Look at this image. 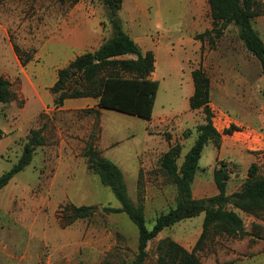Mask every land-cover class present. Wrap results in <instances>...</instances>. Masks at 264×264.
Wrapping results in <instances>:
<instances>
[{
	"label": "rangeland",
	"instance_id": "obj_1",
	"mask_svg": "<svg viewBox=\"0 0 264 264\" xmlns=\"http://www.w3.org/2000/svg\"><path fill=\"white\" fill-rule=\"evenodd\" d=\"M264 5V0H258ZM72 0H0V76L10 83L14 99L0 104V176L15 165L31 130H42L44 145L32 162L0 190V264H130L137 252L138 232L119 208L109 188L86 169L85 144L93 141L101 155L123 172L134 204L143 200L146 227L175 207L176 190L159 170V159L169 146L180 145L184 155L205 122L201 109L190 111L191 73L201 69L210 80V111L215 129L229 130V122H249L245 108L252 104L253 121L264 122V76L259 62L244 48L235 26L229 25L213 44L195 39L212 28L207 0H122L120 22L141 49L155 53L160 82L154 117H139L102 110L98 117L85 110L96 101L73 99L63 110L53 103L49 87L54 69L66 64L61 47L53 42L64 10ZM100 30L101 43L111 36L107 9L100 0H82ZM139 8V9H138ZM144 9V12L139 10ZM264 41V14L252 21ZM22 59L21 65L13 46ZM12 49V53H11ZM39 53V55H38ZM124 58H134L125 56ZM22 72L29 83L22 79ZM30 83L35 84L33 93ZM75 107L71 104H83ZM248 104V105H247ZM249 119V117L247 118ZM225 130V131H226ZM217 148V147H216ZM215 145L204 147L192 183L195 197L214 193ZM238 175L237 177H240ZM200 185L204 188L201 189ZM234 186L235 185H232ZM233 187V188H234ZM229 193V192H228ZM66 205L91 206L89 219L64 226L60 210ZM245 231L260 233L243 239L216 237L197 255L202 264H264V216L238 212ZM204 215L183 220L161 231L149 242L145 264H155L156 245L170 238L190 251L201 234Z\"/></svg>",
	"mask_w": 264,
	"mask_h": 264
},
{
	"label": "trees",
	"instance_id": "obj_2",
	"mask_svg": "<svg viewBox=\"0 0 264 264\" xmlns=\"http://www.w3.org/2000/svg\"><path fill=\"white\" fill-rule=\"evenodd\" d=\"M107 9V22L111 36L96 50L77 56L66 67L58 70L57 80L49 89L54 96L57 108L70 99H93L95 108L85 110L87 115L98 117L101 109L111 110L126 115L151 120L153 108L159 89V83L151 79L155 69L153 52H142L134 40L124 32L118 13L122 0H100ZM78 2L72 0L71 4ZM211 13L212 28L195 36L202 42L213 44L219 39L229 25L238 30V37L246 51L252 55L264 76V41L254 30L252 21L264 14V5L258 0H207ZM13 50L25 66L31 58L22 59L16 45ZM133 56L134 58H124ZM193 94L189 99L191 111L201 109L205 122L196 128L194 144L184 155L180 166L177 160L181 155V146L171 145L159 159V170L176 190L175 207L160 214L151 229L146 227L143 200L134 204L128 195L123 172L111 160L103 157L88 141L83 149L86 169L96 175L102 186L109 188L119 203V208H106L107 213H124L138 232L137 252L130 264H145L148 257L147 247L158 234L166 228L200 214L204 215L199 238L188 251L170 238L159 241L156 245L155 264H202L197 252L203 250L206 242L216 237L243 239L257 237L260 233L245 231L242 218L238 212L260 218L264 216V173L256 164L247 170V178L240 189L227 193L230 173L225 163H218L213 170V181L217 194L211 197L195 199L192 195V183L198 171V162L207 143L212 142L217 148L220 134L214 128L210 111V80L201 69L192 71ZM14 99L10 83L0 76V104ZM234 128L226 130L230 134ZM1 139V137H0ZM42 130H31L23 145L22 153L15 165L0 176V190L12 178L32 162L36 148L44 145ZM60 221L64 226L77 220L89 219L94 208L91 206L66 205L60 210ZM127 264V263H122Z\"/></svg>",
	"mask_w": 264,
	"mask_h": 264
},
{
	"label": "crops",
	"instance_id": "obj_3",
	"mask_svg": "<svg viewBox=\"0 0 264 264\" xmlns=\"http://www.w3.org/2000/svg\"><path fill=\"white\" fill-rule=\"evenodd\" d=\"M139 11L144 12L145 10L142 9ZM64 12L66 14V17L59 24L58 30L54 34L52 42L56 46L61 47L60 51L58 52V55L65 62L66 65L64 67H66L77 56H80L86 52L96 50L102 43H101L100 30L94 27L96 24L92 19H90V15L92 14V11L89 7L83 6L82 0H78V2L70 5V7L66 8ZM120 13L121 10L118 13L119 18H120ZM133 40L137 44V41L135 39ZM137 45L139 47V44ZM141 51L142 52L151 51L153 52L155 57V53L153 49L146 48V49H141ZM11 53H12V49H11ZM64 67H56L54 69L53 75L56 77V79L52 83V85H50L49 89L54 85V83L57 80L58 70ZM22 75H23L22 79H25L29 83L30 81L28 80L26 73L22 72ZM151 79L158 81L156 77V68L154 69V72L151 75ZM158 83L160 86L159 81ZM30 87L33 93H37L35 90V84L33 85L32 83H30ZM192 94L190 95V97L192 96ZM71 100L73 99L66 100L64 102V106H66L67 102ZM79 100H84L86 103L89 99L84 98ZM85 103L71 104V105H74L75 107H77V109H79V108H84L82 106L86 105ZM92 108L97 109L95 106ZM58 109L63 110L66 108H63L62 106ZM253 109L254 107L252 104H249L248 108H245V111L248 110L250 112V114L248 115L246 114L245 117V120H250L249 122H237V121L229 122L228 126L234 128L230 134L225 133V130L228 128L223 130L216 129L217 132L220 134V144L218 148H216L215 146V149L217 151L215 164L216 161L228 159V163L233 166L232 173H230V179L227 183V193L229 192L228 194L236 192L240 189L244 180L247 178V170L251 164H256L259 167L260 171L264 173V122H256V120L253 121ZM102 110L103 109L99 110L100 115L102 114ZM153 117H154V108L151 119H153ZM248 117L249 119H247ZM215 167L216 165H214L213 170ZM238 175L241 176L237 177ZM194 181H196L195 177L193 182ZM231 184L235 185V187L231 186ZM200 188L203 189L204 186L200 185ZM213 189H214V193L212 194V196L218 193L216 187ZM192 195L195 199L207 198V197H197V196L195 197V191L193 189H192Z\"/></svg>",
	"mask_w": 264,
	"mask_h": 264
}]
</instances>
